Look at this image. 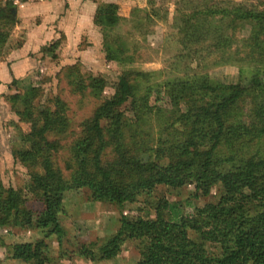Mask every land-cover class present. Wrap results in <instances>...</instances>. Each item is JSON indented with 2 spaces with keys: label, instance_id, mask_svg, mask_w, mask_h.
Wrapping results in <instances>:
<instances>
[{
  "label": "trees",
  "instance_id": "1",
  "mask_svg": "<svg viewBox=\"0 0 264 264\" xmlns=\"http://www.w3.org/2000/svg\"><path fill=\"white\" fill-rule=\"evenodd\" d=\"M15 7L13 2H0V60L18 22ZM136 9L140 8H133L132 14ZM118 11L116 3L102 2L94 19L105 33L104 49L110 59H120L124 52L108 37L109 31L123 20ZM153 11L138 20V27H143L152 15H159ZM212 19L222 25L213 37L216 49L232 46L240 27L251 25V41L246 44L264 50V9L242 3L183 12L181 42L186 46L205 43ZM60 42L58 39L45 46L43 52H55ZM260 75L226 83L207 74H195L164 83V93L176 108L166 130L169 135V129L175 128L178 135L165 136L162 131L153 146L154 159H149L145 155L152 147L127 138V128L138 127L154 110L150 92L141 94L137 84L138 76L147 74H121L113 95L83 122L82 133L72 146L74 163L66 165L69 176L56 162L63 148L59 136L69 129L67 103L54 96L48 103L39 100L34 104L33 99L40 94L38 86L30 88L33 97L28 100L18 93L5 94L18 112H35L30 130L20 134L26 146L15 148L13 155L30 169L29 189L42 206L36 209L26 203V198L20 201L13 186L5 187L0 182V228L11 220L22 229L49 228L44 237L33 242L14 243L12 258L47 263V237L55 234L62 244L67 233L59 216L70 190L87 187L90 199L123 206L159 185L178 189L193 184L197 192L206 196L215 186H222L223 192L216 202L196 207L188 214L175 211L165 198L156 207L155 217L131 218L121 210L120 225L99 247V258L114 259L127 240L140 239L144 241L141 259L131 264H264V151L250 149L264 136V93H257L264 84ZM82 82L80 79L77 89H84ZM249 97L252 108L247 112L242 103ZM19 101H23L24 110ZM126 104L129 106L124 108ZM168 208L174 213L172 217L166 216ZM208 243L217 246L219 253L211 254ZM80 251L95 258L89 245L83 244Z\"/></svg>",
  "mask_w": 264,
  "mask_h": 264
},
{
  "label": "rangeland",
  "instance_id": "2",
  "mask_svg": "<svg viewBox=\"0 0 264 264\" xmlns=\"http://www.w3.org/2000/svg\"><path fill=\"white\" fill-rule=\"evenodd\" d=\"M234 3L255 5L264 9V0H140L133 7L140 8L136 9L135 15L131 10L129 15L122 16L123 20H120L119 24L108 33L109 40L114 42L113 45H120L124 50L120 59L107 57L104 49L105 33L102 31L103 39L99 45L82 39L74 47L60 42L57 50L52 53L43 52L44 47L41 50L42 55L35 59L36 64L32 67L33 69L13 83L11 90L3 92L4 94L0 93V182L5 187L13 186L20 201L26 198V203L30 206L36 209L41 208L42 203L29 189L30 169L13 155L15 148L26 146L20 140V134L30 130L35 112L34 114L26 111L18 112L13 108L12 102L5 98L6 93H18L23 96V100H28L33 97L30 88L38 86L40 94L37 99H33L34 104H37L39 100L48 103V100L54 96H60L67 103L66 115L69 120V129L66 134L59 136L63 148L57 154L56 162L65 175L69 176L70 172L67 171L66 165L74 163L72 146L82 133L83 122L93 114L105 98L113 95L121 74L125 72L147 74V77L138 76L137 84L141 94L150 92V103L154 105V110L143 118L138 127L127 128L129 131L127 138L130 142L135 138L144 146L152 147L145 155L149 159H154L153 146L155 147L162 131H165L163 133L165 136L171 137L172 133L175 136L178 135L175 128L169 129V135L166 130L176 108L172 106L164 93V83L195 74H207L213 79L226 83H235L240 79L247 80L256 73L264 77V50L261 51L255 46L246 44L251 41V25H242L236 33L234 44L226 49L218 50L213 43L215 31L222 28L219 22H214L218 19L210 20L213 22L205 43L186 46L181 42L180 24L183 12L207 11L216 6H229ZM153 10L159 12V15H152L150 19L144 21L143 27H138V20L146 12L154 14ZM209 27L210 24L206 27L207 31ZM87 45L92 49L85 53L86 48H82ZM2 58L4 59V56ZM80 79L85 85L83 90L77 89ZM257 93H264V84L258 87ZM18 104L21 110H24L23 101H19ZM242 105L244 111L249 112L252 108L251 97L247 98ZM128 112V115L135 120L132 112ZM176 128L185 130L181 126ZM257 148L264 151V136L250 147L252 151ZM222 192V186H215L206 196L197 192L193 184L178 189L159 185L154 191L139 196L135 202L118 206L108 201L90 199V189L87 187L70 190L66 193L64 209L59 216L67 233L63 237L62 244L59 243L58 236L55 234L47 237L50 250L46 264L135 263L141 259L144 241L140 239L127 240L114 259L99 258V247L120 225L121 210L131 218L148 215L155 217L156 207L160 200L165 198L174 206L175 211L179 210L182 214H188L194 212L196 207H201L208 202H216ZM173 215L172 209L168 208L166 216ZM12 221L9 225L0 228V247H3L6 252L4 259H0V264H32L11 259L10 247L17 242H32L38 237H44L49 228L22 229L14 225ZM37 229L38 234L28 233L30 230ZM191 235L198 237L195 232H191ZM83 244L91 246L95 254L94 259L84 256L85 254L80 251ZM207 249L211 254L219 253V248L213 244L208 243Z\"/></svg>",
  "mask_w": 264,
  "mask_h": 264
},
{
  "label": "crops",
  "instance_id": "3",
  "mask_svg": "<svg viewBox=\"0 0 264 264\" xmlns=\"http://www.w3.org/2000/svg\"><path fill=\"white\" fill-rule=\"evenodd\" d=\"M139 1L45 0L16 5L14 12L18 22L7 41L4 59L0 60V93L11 90L14 80L24 77V74L33 69L35 59L42 55L41 50L58 39L69 47L78 45L82 39L101 44L103 36L94 21L99 3H116L119 6V15L128 16ZM82 49L88 53L92 47L87 45ZM28 233L35 235L39 230H30ZM3 250V247H0L1 260L6 253ZM9 255L12 259V251Z\"/></svg>",
  "mask_w": 264,
  "mask_h": 264
},
{
  "label": "built area",
  "instance_id": "4",
  "mask_svg": "<svg viewBox=\"0 0 264 264\" xmlns=\"http://www.w3.org/2000/svg\"><path fill=\"white\" fill-rule=\"evenodd\" d=\"M13 2L15 5H21L27 2H38V1H45V0H4Z\"/></svg>",
  "mask_w": 264,
  "mask_h": 264
}]
</instances>
